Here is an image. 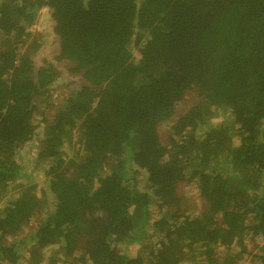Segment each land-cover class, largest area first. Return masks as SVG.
<instances>
[{
	"label": "trees",
	"instance_id": "trees-1",
	"mask_svg": "<svg viewBox=\"0 0 264 264\" xmlns=\"http://www.w3.org/2000/svg\"><path fill=\"white\" fill-rule=\"evenodd\" d=\"M45 7L73 81L51 59L34 65ZM31 141L27 173L16 156ZM246 256L264 264V0H0V264Z\"/></svg>",
	"mask_w": 264,
	"mask_h": 264
},
{
	"label": "rangeland",
	"instance_id": "rangeland-1",
	"mask_svg": "<svg viewBox=\"0 0 264 264\" xmlns=\"http://www.w3.org/2000/svg\"><path fill=\"white\" fill-rule=\"evenodd\" d=\"M40 15V13H39ZM43 29L38 28V20L36 21L35 25L32 28V32L35 33H39L40 35L43 36V38L45 37V44H46V38L47 35L45 32L42 31ZM54 43V42H53ZM44 44V45H45ZM43 45V46H44ZM53 45V44H52ZM55 49H51L48 50L46 55L42 56V51L40 52V57L38 59H36V55L34 56V65L36 68L40 67L43 65V62L48 61V58L50 57V59L52 61H54V56L55 54H53V51ZM46 56V57H45ZM63 74V73H62ZM65 81L69 82L70 80L66 79ZM59 84H63L62 81H57L55 83H53L50 86V94H51V99L50 102L53 103V105H58L62 102V98L65 95L64 92V88L61 87ZM191 98V97H190ZM183 107V104L181 103L179 105V108L177 111H180L181 108ZM54 110V108H50L48 110V113L52 112ZM220 118L223 119V122H228L229 121V117L228 116H221ZM228 120V121H227ZM167 130V126L164 125L162 127L159 128V134H160V138H161V142L165 143L166 142V137H167V133H165ZM76 138V134L73 132L72 136L70 137L71 140ZM38 150V144L36 143V141H31L30 143L26 144L25 146H23V148H21L16 156V160L18 161V163L22 166V168L29 173L30 170L32 169L33 165H34V157L36 156V152ZM68 151V154H66V152H64V158L67 160V158L70 156H72V151H70L69 149H66ZM138 179V183L140 184L141 181L143 179V174L140 173L138 174V176H136ZM28 180L25 179H16L15 181H13L12 183H10L7 186V189L5 191V197L1 203V206L4 205L3 203L6 202V200L12 196V197H17L20 195V185H29V183H27ZM32 183L36 184V192H39L40 190H42L44 188V181L41 178H35ZM141 186V185H140ZM178 192L180 196H183L185 198H187L189 201L194 202V205L192 206L194 209V213H196V211H199V207H200V202L197 200V193L195 191V188L192 187V185H180L178 188ZM5 201V202H4ZM38 216V215H37ZM33 221V218H32ZM33 222H31L30 224L32 225ZM29 224V225H30ZM146 243V242H145ZM144 243V244H145ZM248 247L247 249L249 251H252L253 253H258V247L262 245V242L260 241H256L255 243H247ZM24 249L26 250V248L24 247ZM128 249L131 253H133L134 255H136L137 251H138V246L136 245H132V246H128ZM127 251V248L124 247V252ZM218 255L221 256L222 254L220 252H218ZM258 261L255 259L254 261L252 259H250L249 256L243 257L241 258L237 264H257ZM196 264V263H195Z\"/></svg>",
	"mask_w": 264,
	"mask_h": 264
},
{
	"label": "water",
	"instance_id": "water-1",
	"mask_svg": "<svg viewBox=\"0 0 264 264\" xmlns=\"http://www.w3.org/2000/svg\"><path fill=\"white\" fill-rule=\"evenodd\" d=\"M53 27H54V22H53L52 17H51V11L47 7H45L40 12V15L38 18V28L43 29L42 31L46 33V35H47L46 44L44 46H42L40 48V50L36 53V59H38L40 57V52L42 50L44 51V54L46 55L48 50L57 49V45L53 44V41L55 39V36L53 34ZM55 54H57V52ZM48 59H50V57ZM50 62H51V64H53L54 66L59 68V66L56 65L52 60H50ZM59 70L62 71L60 68H59ZM62 72H63V76L65 78H67L70 81H73V79L70 78L66 74L65 71H62Z\"/></svg>",
	"mask_w": 264,
	"mask_h": 264
}]
</instances>
